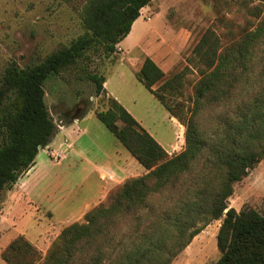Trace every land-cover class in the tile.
Here are the masks:
<instances>
[{"label":"trees","instance_id":"16d2710c","mask_svg":"<svg viewBox=\"0 0 264 264\" xmlns=\"http://www.w3.org/2000/svg\"><path fill=\"white\" fill-rule=\"evenodd\" d=\"M153 0H87L84 33L33 66L11 61L0 81V193L12 189L58 128L46 103L45 81L90 53L110 55ZM200 78L187 111L171 96L184 87L177 73L146 56L138 80L185 126V146L170 154L105 88L96 85L99 120L145 168L129 177L84 221L65 226L42 256L23 234L3 249L7 264H170L204 227L220 220L219 258L210 264H264V210L230 207L235 184L264 158V15L225 44L208 30L193 50ZM195 60V61H194ZM87 110L74 118L85 116Z\"/></svg>","mask_w":264,"mask_h":264},{"label":"rangeland","instance_id":"374dc122","mask_svg":"<svg viewBox=\"0 0 264 264\" xmlns=\"http://www.w3.org/2000/svg\"><path fill=\"white\" fill-rule=\"evenodd\" d=\"M86 1L0 0V81L11 61H17L21 66H33L83 34L81 12ZM263 15L264 0H153L141 10L140 17L115 53H90L89 60L60 75H51L45 81L50 114L58 125L64 119L73 121L75 116L87 110L90 117L85 124L88 123L92 132L110 147L113 143L121 146L95 113L101 98L97 97L96 85L87 79L85 72H97L106 77L108 92L143 121L170 154L179 153L185 146V126L138 80L136 66L143 63L146 56L159 64L165 76L155 88L181 73L184 87L170 98L174 104L184 103L186 113L187 106L192 104L194 85L200 78L198 63L191 61L200 39L212 30L219 42L225 44L235 40L243 27L257 23ZM10 191L4 189L0 193V264H7L2 251L16 235L22 234L21 231L29 235L44 256L62 229L70 223L84 221L87 213L79 220L73 218L63 223L51 219L50 213L44 215L36 211V207L24 205L16 209L13 218L2 221V215L7 213L2 204L9 206L12 203ZM76 192L78 201L74 206L89 197L84 186L78 187ZM105 201L107 198L102 202ZM96 205L92 204L88 211ZM229 205L237 210L247 206L264 210V158L247 177L235 184ZM220 222L214 220L206 225L170 264L216 261L220 256L217 247Z\"/></svg>","mask_w":264,"mask_h":264},{"label":"crops","instance_id":"0c3cea01","mask_svg":"<svg viewBox=\"0 0 264 264\" xmlns=\"http://www.w3.org/2000/svg\"><path fill=\"white\" fill-rule=\"evenodd\" d=\"M141 65L142 62L136 66L137 72ZM106 83L107 79L105 88ZM89 117L87 113L73 121L64 119L58 123L51 143L39 151L34 165L9 192L12 203L2 204L7 210L2 221L13 218L16 209L24 205L36 207V211L44 215L50 213V218L59 222L79 220L92 204L102 202L124 180L145 173V168L122 145L113 143L110 147L102 142L88 123L85 124ZM139 121L153 135L143 121ZM83 186L89 197L74 206L78 201L76 191ZM21 233L34 242L25 231Z\"/></svg>","mask_w":264,"mask_h":264}]
</instances>
